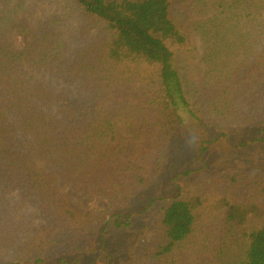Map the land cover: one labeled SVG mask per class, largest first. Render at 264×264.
<instances>
[{"label":"trees","instance_id":"1","mask_svg":"<svg viewBox=\"0 0 264 264\" xmlns=\"http://www.w3.org/2000/svg\"><path fill=\"white\" fill-rule=\"evenodd\" d=\"M172 2L0 0V264H113L103 228L131 226L173 144L205 164L188 123L264 124V0H190L184 21ZM199 173L179 175L125 264H264V174Z\"/></svg>","mask_w":264,"mask_h":264},{"label":"rangeland","instance_id":"2","mask_svg":"<svg viewBox=\"0 0 264 264\" xmlns=\"http://www.w3.org/2000/svg\"><path fill=\"white\" fill-rule=\"evenodd\" d=\"M45 2L48 4L47 1ZM189 2L190 0H173L170 9L177 20L184 21L186 19ZM46 6L40 5L42 8H46ZM34 12L37 15L38 9H35ZM188 129L200 142H207L205 144L207 150L203 155L205 164L202 166L194 165L193 153L180 142L173 144L170 161L166 168L154 176L150 186L139 192L134 198L132 211H135V216L131 217V226L121 230L101 226L104 229V246L111 255L113 264H125L128 245L133 242L139 230L143 226H147L148 232L137 252L138 256L143 258L142 247L152 243L155 234L154 224L162 217L164 205L168 198L175 193L176 186L183 183L179 175L186 170L194 169L196 173L200 172L193 174L191 179L195 176L198 178L206 177L207 173L227 166L264 174V124L256 123L253 126L248 124L223 125L221 130L214 131L212 128H205L198 123L190 122ZM61 187L72 197L74 203L89 211L98 212L109 209L108 202L103 198H90L81 190L73 189L63 182H61ZM74 259H78V262H72ZM57 261L54 259L49 263L59 264ZM62 264L106 263L100 255H80L74 258L68 257L64 259Z\"/></svg>","mask_w":264,"mask_h":264}]
</instances>
